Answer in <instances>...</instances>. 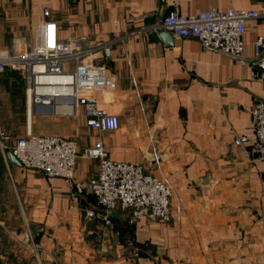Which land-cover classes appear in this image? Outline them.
Masks as SVG:
<instances>
[{"label":"crops","instance_id":"obj_1","mask_svg":"<svg viewBox=\"0 0 264 264\" xmlns=\"http://www.w3.org/2000/svg\"><path fill=\"white\" fill-rule=\"evenodd\" d=\"M43 7L56 40L109 49L104 59L99 51L93 56L114 85L98 96V106L118 118L119 128L93 130L78 108L54 125L38 115V134L76 141L74 185L95 174L99 160L85 152L96 141L109 159L143 165L172 186L173 219L130 223L127 239V214L110 227L87 218L97 209L87 189L48 181L0 153V264H264V162L233 144L253 139L251 108L264 102V85L251 79L253 45L264 26L246 23L244 63L202 50L191 38L168 47L158 35L174 12L262 11L264 0H0V38H6L0 56L30 44ZM18 210L30 225L19 223Z\"/></svg>","mask_w":264,"mask_h":264},{"label":"built area","instance_id":"obj_2","mask_svg":"<svg viewBox=\"0 0 264 264\" xmlns=\"http://www.w3.org/2000/svg\"><path fill=\"white\" fill-rule=\"evenodd\" d=\"M251 20L264 26V10L211 9L188 16L174 12L161 21L160 27L182 39H194L202 50L215 51L244 63L246 23ZM55 28L50 10L43 7L30 44L22 43L0 57V75L9 70L21 76L26 112L33 116H70L81 108L89 128L116 131L118 118L98 106V96L113 91L114 85L105 63H96L93 58L97 51L102 53V59L108 57L109 49L72 48L69 41L55 39ZM253 47L255 60L251 64V79L264 85V34L256 38ZM55 78L61 80L51 83ZM39 107L43 109L37 110ZM61 107L69 108L70 112L58 113L56 109ZM251 121L253 139L236 138L233 144L252 161L264 162V102L253 104ZM9 151L21 168L38 171L48 181H73L80 157L78 145L72 139L27 133L12 142L0 129V153L8 158ZM85 158L99 160L95 174L88 181L75 183L77 190L85 188L95 198L97 209L87 211V218L101 220L106 227L112 225L110 212L127 214L131 224L140 220L172 221L173 188L167 181L147 173L139 163L109 159L101 141H96L85 152Z\"/></svg>","mask_w":264,"mask_h":264},{"label":"rangeland","instance_id":"obj_3","mask_svg":"<svg viewBox=\"0 0 264 264\" xmlns=\"http://www.w3.org/2000/svg\"><path fill=\"white\" fill-rule=\"evenodd\" d=\"M5 40L6 38H0V42H4ZM5 49L6 47L2 48L0 45V51ZM11 74H15V77H10ZM17 78L20 80L18 79L19 81H16ZM20 81H22V79L18 73L16 74L14 72H8L0 75V129L10 137V141L12 142L17 138L26 135L27 133L40 135L38 134L40 125L37 124V120L40 118L29 114L28 111L26 112L27 106L25 103L22 86L19 85ZM20 88L22 93L21 99L19 98L17 92L13 93L12 95L10 94V91L14 92ZM48 117L50 118H45L44 120L48 121L49 124H53L55 123L54 120L60 119V117ZM13 201V203H17V199H14ZM13 203L11 205H13ZM18 212L19 213H17V215L20 217L19 223L22 225H30L28 215L20 213L19 210ZM30 234L33 236L31 232Z\"/></svg>","mask_w":264,"mask_h":264},{"label":"water","instance_id":"obj_4","mask_svg":"<svg viewBox=\"0 0 264 264\" xmlns=\"http://www.w3.org/2000/svg\"><path fill=\"white\" fill-rule=\"evenodd\" d=\"M158 35H159L160 39L163 40L164 43L166 44V46H168V47H171V46L173 45V42H174L175 39H179V38H180V37H178V36H175V35H173V34H171V33H167V32H165V31H160ZM40 109H43V108H40V107H39V109H37V110H40ZM7 155H8V159H9L10 163H11L13 166L21 168V164H20V162H19V161L17 160V158L13 155L12 151H9ZM70 187H71L72 190L74 191V189H75V185L73 184L72 181H70ZM109 216H110V217H117V213H116V212H110V213H109ZM40 236H41V234H40V233H37V234H36V237H35L36 240H38V238H39Z\"/></svg>","mask_w":264,"mask_h":264},{"label":"trees","instance_id":"obj_5","mask_svg":"<svg viewBox=\"0 0 264 264\" xmlns=\"http://www.w3.org/2000/svg\"><path fill=\"white\" fill-rule=\"evenodd\" d=\"M8 72H10V73H13L14 71H9V70H7L5 73H8ZM14 73H16L17 74V72H14ZM12 76H14L15 77V74H11V76L10 77H12ZM19 78H17V80L16 81H19L18 80ZM18 84H19V82H18ZM20 86H22L23 85V81H20V84H19ZM24 86V85H23ZM22 86V87H23ZM15 92H17L18 93V96H19V98L21 99L22 98V93H21V91H20V89H18V90H16V91H10V94L12 95L13 93H15ZM117 215H121V213L120 212H118L117 213ZM117 217H111V220L114 222V223H118V221H117V219H116ZM131 227H132V225L129 223V218L127 217V219L125 220V224H123V230H124V235H126V238L127 239H132V230H131Z\"/></svg>","mask_w":264,"mask_h":264},{"label":"bare ground","instance_id":"obj_6","mask_svg":"<svg viewBox=\"0 0 264 264\" xmlns=\"http://www.w3.org/2000/svg\"><path fill=\"white\" fill-rule=\"evenodd\" d=\"M61 79L55 78L51 80V83L53 84H57ZM60 110V111H59ZM56 111L60 114L62 113H69L70 109L69 108H65V107H61V108H57ZM64 111V112H63Z\"/></svg>","mask_w":264,"mask_h":264}]
</instances>
